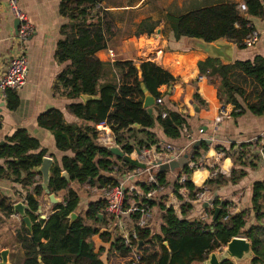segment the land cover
Segmentation results:
<instances>
[{
  "label": "trees",
  "instance_id": "obj_1",
  "mask_svg": "<svg viewBox=\"0 0 264 264\" xmlns=\"http://www.w3.org/2000/svg\"><path fill=\"white\" fill-rule=\"evenodd\" d=\"M104 1L62 0L60 4V15L68 20V24L63 27L66 38L58 43L55 57L59 63L70 65L59 75L54 92L73 101L67 110L84 125H69L63 113L57 109H51L37 118L38 126L53 134L56 149L73 154V157H64L61 163L54 159L50 193L56 196L64 193V196L62 204L54 205V214L47 221L41 220L38 215L40 200L46 194L40 184L42 175L37 172V168L48 156V149L42 147L25 129L17 130L6 144L0 146V160L6 161V167H0V180L8 179L23 187L27 193L26 215L33 224L30 232L22 220L16 233V241L24 250L22 264H41L39 257L42 258V264H106L104 255L118 254L127 258L134 253L141 257V262L137 264H204L211 254L227 247L235 238H245L251 242L254 253L251 264H264V179L254 182L249 204L246 208L242 206L240 212L234 215L230 214L232 204L229 200L216 199L213 209L207 210L208 222L191 217L194 210L192 204L181 207L180 218L176 210L164 202L165 197L147 198L152 191L159 194L169 189L171 183L168 173H156L158 185H149L146 179L137 182L144 195L132 196L128 188L124 204L125 221L137 224L143 211L149 213L157 209L159 223L157 229L149 224L144 228L138 227L139 240L133 248L115 236L111 228L113 219L106 212L108 201L104 196L90 201L87 210L80 212L83 198L73 185H88L101 191L116 187L118 177L141 167L131 155L137 150L161 143L157 128L163 131L170 143H182L185 141L183 127H188L191 119L174 110V105L168 101L172 93L159 92L164 86L173 88L177 82L162 67L152 62H102L96 57L98 52L108 49L110 24L102 8ZM245 4V13L238 9L237 4H227L170 17L171 40L181 42L200 39L208 44L227 40L234 43L239 51H244L248 49L244 40L252 32L250 17L264 16V0H245ZM159 26V22L145 20L138 26L136 36L151 37ZM198 66L200 74L217 88L218 99L236 107L233 116L240 117L246 112L264 115V57L237 60L231 65L208 58ZM238 77L251 79L261 88L256 103H249L246 91L233 82L232 79ZM143 84L156 99L163 97L167 112L165 118L163 109L154 107L150 114L143 107ZM83 95L96 99L85 103L81 100ZM7 98L9 109L16 110L20 104L17 93L9 91ZM194 100L201 104L199 95H195ZM102 123L110 126L117 136V143L123 145V158L99 146L97 126ZM135 124L141 126L140 131L131 129ZM138 133L145 136L144 141L135 140L134 136ZM233 148L216 146L218 152L235 157ZM207 150L208 143L201 141L200 147L194 148V159L200 158ZM241 160L240 157L235 163L240 164ZM183 173L188 174V168ZM64 174L68 175V179ZM246 177L247 173L243 170L233 169L230 177L214 170L206 187L212 192L228 185L236 186ZM183 187L190 190V197L194 199L195 186L191 182L185 186L176 182L175 194L178 199L183 201L179 193ZM14 205L12 198L0 192V224L16 214ZM218 208H221L219 217L213 220ZM74 213L78 219L72 223L70 216ZM140 244L141 248L137 252ZM146 246H149V252L145 251ZM126 264L136 263L132 259ZM220 264L234 262L225 260Z\"/></svg>",
  "mask_w": 264,
  "mask_h": 264
},
{
  "label": "crops",
  "instance_id": "obj_2",
  "mask_svg": "<svg viewBox=\"0 0 264 264\" xmlns=\"http://www.w3.org/2000/svg\"><path fill=\"white\" fill-rule=\"evenodd\" d=\"M61 1L18 0L19 7L28 16L30 24L33 27L32 35L23 43L18 39V32L16 31L17 19L8 7L7 0H0V79L6 72L11 60L15 57L25 55L29 62L27 85L24 89L15 92L20 100L19 107L14 111L10 110L7 96H4L0 92V146L6 144L7 139L17 130L25 129L30 136L41 143L42 147L48 149L49 154L47 157L51 158L53 162L56 159L59 163H61L64 157H73V154L71 152L58 151L53 134L46 129L40 128L37 124V118L51 109H57L63 113L64 119L69 125H84L83 122L71 115L67 110V107L73 101L56 95L54 92L59 75L70 65L69 63H59L55 57L58 43L66 38L63 34V27L68 24V20L60 15ZM242 3H245V0H106L102 4L103 10L106 11L107 22H109L108 17L114 19L111 20L112 24L109 25V32L115 30L117 32L121 29L125 30L127 21L132 24L131 27L134 29L133 35L122 37L119 40L120 42L122 41L124 48L129 50L130 57L119 61H132L136 64L152 62L168 71L177 80L168 101L174 105V110H178L181 114L191 118L188 128L196 136L200 128H203L209 136L212 125L208 121L200 120L197 117L198 108L195 110V113H186L185 100L189 88L196 86V79L201 75L199 63L210 58V56L205 49L207 45L203 40L187 39L181 42L172 41L169 18L185 15L193 10L227 4L240 5ZM148 19L160 23L155 35L151 37L147 35L137 37L138 26ZM250 21L253 28L260 33V41L256 47L244 51H239L235 45L233 64L237 60L247 61L253 60L257 56L264 57V16L250 17ZM158 31H160L159 38L157 36ZM226 42L229 41L226 40ZM107 44L108 49L98 52L96 57L102 62H118L116 51L110 48L109 42ZM109 50L115 52V59L110 57ZM210 88L217 91V88L211 84ZM167 91L169 92V89L166 86L159 89L161 94H165ZM261 91L260 88L258 92L260 93ZM246 93V96H248L250 90L246 89ZM257 101L258 99L251 101L248 98L249 103L253 104ZM263 131L264 115L256 116L250 112H246L240 117L233 116L232 119L225 121L216 136V146L224 148L234 146L233 153L239 151L240 148L244 151V155L241 157L242 160L239 162L240 164L236 166L235 161L233 162V169L245 171L247 177L238 185H231L228 188L240 190L246 187L245 191L248 194V202H250L254 182L264 179V166L255 157L252 149L244 144ZM156 133L161 143H170V140L166 139L160 128L156 129ZM138 137L139 141L145 140L143 134L138 133L134 136V138ZM183 142L185 143L182 144ZM183 142L172 143L171 141L170 144L180 147L186 144V141ZM51 156H54V158ZM5 164V160H0L1 168H5ZM168 175L170 178H174L172 174L169 173ZM37 179L39 180L40 178L38 177ZM144 179L142 178V180ZM40 180L42 186L43 177ZM0 192L12 198L15 205L19 203L26 204L27 193L20 184H14L8 179L0 180ZM214 194L217 198L221 197L218 190ZM56 198H60V195L56 196ZM59 200L60 204H62L63 201ZM83 202L84 200H82ZM82 203L80 204V212L84 213L88 208L89 202L87 204ZM193 205L194 207L201 208L200 210H193L194 216L198 214L203 218H205L207 210L212 208L207 204ZM53 207L54 205L51 204L46 194L40 200L41 211H38L40 219L43 220L42 218L45 217L44 221H47L54 214ZM238 211L240 212V210ZM201 213L206 214L202 215ZM191 216L194 217L193 215ZM21 225L22 217L18 213L14 214L10 220L0 224V264L2 262L1 254L5 250L9 251L7 264L23 263L24 250L16 241V233ZM121 259H129L128 262H130L134 259V256L121 257ZM240 264H251V260Z\"/></svg>",
  "mask_w": 264,
  "mask_h": 264
},
{
  "label": "built area",
  "instance_id": "obj_3",
  "mask_svg": "<svg viewBox=\"0 0 264 264\" xmlns=\"http://www.w3.org/2000/svg\"><path fill=\"white\" fill-rule=\"evenodd\" d=\"M7 5L14 17L20 23L18 39L24 43L33 33V27L30 24L29 18L19 7L18 0H7ZM238 9L245 13L247 11V6L245 3H242L238 5ZM251 28L252 32H250L244 40V45L248 49L256 47L260 41V33L252 26ZM109 54L112 59H115L116 55L114 51L109 50ZM28 75L29 62L26 56L20 55L15 57L11 60L6 72L0 79V92L4 94V96H7L9 91L18 92L24 89L28 82ZM195 95L200 96L201 104L195 103ZM185 106L186 113L190 114L195 113V110L198 108L197 117L200 120L208 121L212 125L209 136L203 128H200L197 132L198 135L196 136L187 126H184L183 138L186 141L185 145L179 147L170 143L162 142L151 148H143L141 151L137 150L131 155V158L137 161L141 167L129 174H125L119 180L116 187L102 190L104 192V197L108 201L106 212L115 223V236L124 240L126 246L133 248L139 240L137 228H144L148 224L146 219L148 212L145 211H143V216L139 223L129 224L125 221L124 204L128 188L130 195L136 194L143 196L144 193L137 186V182H140L142 181V178H145L149 185H158L156 173L159 172L162 165H169L173 162H178L183 157L188 156V165L185 167L188 168V174L183 173L185 168L174 173H169L174 176L176 182L181 186H185L188 182H191L195 186V198L192 199L190 197V190L183 187L179 192L180 196L183 197V201L178 200L182 206L184 204H207L211 206L217 199V196L212 194L206 187L208 180L212 176V172L214 170H219L221 175L230 177L233 169V162L243 156L244 151H242L243 149L241 148L235 153V157L216 150V136L221 125L225 121L232 119L233 114L237 110L235 106L223 103L218 99L217 91L210 88L209 80L206 76L199 75L196 79V86L189 88L185 100ZM155 107L163 109V118L167 116L163 97L156 99ZM97 131L99 133L97 139L99 146L108 149L116 147L124 152L121 145L117 143V136L107 123L98 125ZM205 140L206 142H210V144H208V150L204 152L200 158L194 159V148H198L200 142ZM244 145H247L252 149L255 157L264 166V131L255 138L247 141ZM156 194L157 191H152L147 195V198H152ZM175 197L177 196L175 195ZM176 212L177 214L179 213L177 210ZM238 212V210H230L231 215ZM178 216L181 218L180 213ZM202 219L203 221L206 220V218ZM262 224L264 227V220ZM133 256L136 264L141 262V257L139 255L134 253Z\"/></svg>",
  "mask_w": 264,
  "mask_h": 264
},
{
  "label": "water",
  "instance_id": "obj_4",
  "mask_svg": "<svg viewBox=\"0 0 264 264\" xmlns=\"http://www.w3.org/2000/svg\"><path fill=\"white\" fill-rule=\"evenodd\" d=\"M20 27V23L17 20L16 22V31L18 32ZM160 31L157 32V36L159 38ZM204 43L207 45L205 49L207 50V53L209 54L210 58L212 59H217L220 60L224 65H231L233 64L234 61V51H235V44L232 42H226V40H219L214 43L208 44L204 41ZM137 68L140 69V66L137 65ZM142 89L145 95L144 98V104L143 107L145 109L149 110V113H153V108L155 107L156 104V98L146 89L145 85H142ZM172 87L169 88V92H172ZM96 98L91 97V96H86L83 95L81 96V100L85 103L89 101H93ZM131 129H135L140 131L141 126L138 124H135L131 126ZM210 144V142H207ZM111 153L114 155L123 158L124 157V152H122L120 149L113 147L109 149ZM53 160L49 157H45L43 160L42 165L37 168V172L41 173L43 177V183H42V188L44 189L45 194L48 195L49 200L52 205H57L60 204V200L56 198V195L50 193V181H51V170L53 167ZM188 165V156L183 157L180 161L178 162H173L169 165H162L160 167L159 172H164V173H169V172H176L180 169L185 168ZM64 177L68 179V175L64 174ZM15 212L18 213L21 217L23 222L25 223L26 227L29 229L30 232H32L33 224L30 220L29 217L26 215L27 211V205L23 203L16 204L14 206ZM39 211H41L39 207ZM221 212V208H218L215 212L213 220H216L219 217V214ZM100 219H102V216H99ZM43 220L46 218L43 217ZM71 222H75L78 219L77 214H72L70 216ZM141 245L137 248V252H139ZM165 245H168L165 243ZM8 255L9 251L5 250L2 252L1 257H2V262L1 264H7L8 260ZM254 259V253L252 251V244L245 238H235L233 239L226 247L224 250V253L222 255H218L213 253L210 255L209 259L206 264H220L221 262L225 260H230L234 262L235 264H240L243 262H246L247 260H253ZM39 263L42 264V258L39 257Z\"/></svg>",
  "mask_w": 264,
  "mask_h": 264
},
{
  "label": "rangeland",
  "instance_id": "obj_5",
  "mask_svg": "<svg viewBox=\"0 0 264 264\" xmlns=\"http://www.w3.org/2000/svg\"><path fill=\"white\" fill-rule=\"evenodd\" d=\"M111 20H114V19L108 17L109 24H112ZM115 22H116V19H115ZM126 24H127V26H125V28H126L125 30L121 29L120 31H117V32H116V30L115 31H110L108 33V35H107L109 46H110L111 49L116 51V53L118 55V61L119 60H126V59L130 58L129 57V50L124 48V46L122 44V41L121 42L119 41L122 37H128V36L134 34V31H133L134 29H133V27H131L132 24L129 21H127ZM232 80H233V82L237 83L241 88H243L245 91H246V89L250 90V94L247 97L251 101L254 100V99L257 100L259 98V94L260 93L258 92L259 89L257 87V84H255L251 79L250 80L249 79L245 80L243 77H238V78L232 79ZM135 140L139 141V137L135 138ZM226 148H230V146H228ZM118 178L120 180L122 178V176L118 177ZM169 180H170V183H171V186L169 187V189L164 190V191H162L159 194H156L154 197H158V196L165 197L164 202L167 204V206L168 207H174L179 212L182 205L179 202L178 198L175 197V195H176L175 194L176 179L175 178H173V179L170 178ZM230 186L231 185H228L227 187L218 190V191H220V196L221 197L220 198L218 197L217 199L229 200L231 202V204H232V209H234V210H240V208L242 209V206L244 208H246L247 204H249V202L247 201L248 194H247V191H245L246 187H243L240 190H233L232 188H228ZM73 187L76 188V189H79V191L81 193V196H82V198L84 200V202L82 204H87L88 202L90 203L91 200L96 199V198H101V197L104 196V192L103 191L98 190V189H92L88 185H82V186L73 185ZM215 191H212L211 193L214 194ZM63 196H64V193H61L60 194V198H57V199H61V201H63L62 200ZM233 197H235V198H233ZM172 203H174V204H172ZM213 204L211 205V207H212L211 209H213ZM194 209L195 210H200L201 208L200 207H198V208L194 207ZM201 214L205 215L206 213L205 214L201 213ZM192 215L194 216V211L192 212ZM194 217L200 218V219L203 218L202 216H200L198 214L196 216H194ZM205 218H206V220H204V221L208 222L209 215L206 214ZM146 219H147L149 225H151L154 229L155 228L157 229V225L159 223L158 210L154 209L151 212H149L146 215ZM111 228L115 230V223H114L113 220L111 222ZM225 249H226V247L222 248L221 250L216 251L215 254L217 253L220 256V255H222L224 253ZM149 250H150L149 246H146L145 247V251L149 252ZM103 258H104V260L107 261V264H126L129 261V259L122 260L121 256H119L118 254H110L107 257H105V255H104Z\"/></svg>",
  "mask_w": 264,
  "mask_h": 264
}]
</instances>
